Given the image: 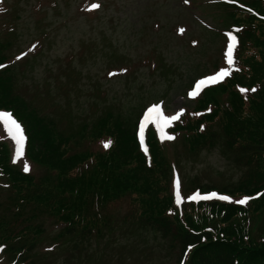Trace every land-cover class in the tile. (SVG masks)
<instances>
[{
    "label": "trees",
    "instance_id": "trees-1",
    "mask_svg": "<svg viewBox=\"0 0 264 264\" xmlns=\"http://www.w3.org/2000/svg\"><path fill=\"white\" fill-rule=\"evenodd\" d=\"M238 1L264 15L261 2ZM213 22L214 30L236 29L241 40L236 56L239 71L206 90L173 131L187 154L218 147L229 166L241 174L236 182L213 188L233 199L257 198L244 208L186 203L179 214L171 196L173 166L168 151L150 133L147 155L140 152L134 115L108 110L65 136L13 96L14 74L5 70L0 72V106L12 109L24 122L30 139L28 157L45 169L39 178L22 175L9 165L8 150L0 144V168L9 183L6 199L0 201V245H6L8 261L19 258L33 264L44 234L42 219L50 217L62 225L57 237L73 243L78 253L122 224L164 242L178 264L184 253L186 264H264V22L225 5ZM204 32H210L206 34L210 38L197 53L200 56L219 37ZM4 49L0 44V63ZM240 88L256 90L242 94ZM80 140L107 141L110 146L96 152L73 149ZM196 188L206 192L212 187L197 178L184 185L186 193ZM123 209L125 215L120 217Z\"/></svg>",
    "mask_w": 264,
    "mask_h": 264
},
{
    "label": "rangeland",
    "instance_id": "rangeland-1",
    "mask_svg": "<svg viewBox=\"0 0 264 264\" xmlns=\"http://www.w3.org/2000/svg\"><path fill=\"white\" fill-rule=\"evenodd\" d=\"M94 1L101 4V10L85 18L78 6ZM181 5L182 0H17L11 15L16 34L12 41L6 34L10 27H4V19H0V43L10 46L5 55L14 56L35 38L41 37L43 41L35 59L27 65H14V90L65 128V106L71 110L75 125L83 120L91 122L108 110L133 116L139 108L160 100L164 101L167 114H175L185 104V88L209 70L197 66L205 57L196 54L208 38L186 19ZM197 6L195 3L193 8ZM192 36L195 41L190 48ZM6 41L10 42L3 43ZM220 45L214 43L207 51L216 52ZM150 53L163 61L165 70L151 75L146 66L139 64ZM125 63L131 64L128 73L108 71L109 66L118 69ZM70 71L79 74L74 84L67 76ZM171 148V158L183 184L197 177L202 184L222 187L240 177L218 147L192 156L178 143ZM48 222L38 250H53L47 255L51 260L40 264H62L66 253L52 241L58 231ZM131 232L134 234L128 235V242L116 231L115 238L112 239L113 234L106 236L97 242L98 246L92 242L88 251L94 260L100 254H109L105 264H122L119 257L126 259V264H174L165 258V245L160 252L159 240L133 229ZM82 258L81 264H86V254Z\"/></svg>",
    "mask_w": 264,
    "mask_h": 264
},
{
    "label": "snow or ice",
    "instance_id": "snow-or-ice-1",
    "mask_svg": "<svg viewBox=\"0 0 264 264\" xmlns=\"http://www.w3.org/2000/svg\"><path fill=\"white\" fill-rule=\"evenodd\" d=\"M185 2L187 3V0H185ZM98 7H99L98 4L93 3V4H91L89 10L96 9ZM180 31L182 32L183 29H180ZM228 39H229V43L227 45V51L225 53V57L228 61V64L231 65V63H232V52H233V48H234V44H235V37L229 33ZM33 47H35V46L33 45ZM17 59H20V57L18 56ZM122 71H126V70H122ZM227 71L228 70L226 68H222L220 71H218L214 75L208 76L206 79H200V80L196 81L194 88L196 90H199L201 88V86L206 84L207 82H209V81L215 82L218 78L225 76L227 74ZM111 74L112 73H110V75ZM240 91L244 92L246 90L242 88V89H240ZM253 91H254V89H253ZM193 95H194L193 92H189V96H193ZM182 112H183V109H181L180 112H178L176 115L166 116L161 111L159 105L149 107L145 111V113L143 115V119L141 120L140 126H139L140 127L141 144H143V134H144L145 125L148 124L149 122H151L152 124H155L156 130L159 132L162 139L171 140L173 137L170 135H167L164 130L170 125V123L172 121L176 120L178 118V116L180 115V113H182ZM0 122L3 123L4 129L12 137V139L15 140V143L17 146V153H19L21 148L23 147L24 141H25V136H24V133L22 131L21 125L19 123H17L16 120L12 119V117L6 111L0 112ZM104 146L107 147L108 144L105 143ZM23 171H25V172L29 171V166L27 164L23 165ZM179 188H180L179 182H176L175 199H176V202L178 204L181 201V192H180ZM213 198L221 200V201H229V199H230L228 196L218 195L216 192H209L207 194H201L199 192H193L192 194L187 196V200H189V201H208V200H212ZM249 199H250V197H244L238 201H235V203L245 204Z\"/></svg>",
    "mask_w": 264,
    "mask_h": 264
}]
</instances>
